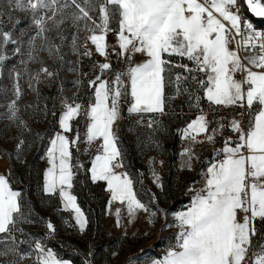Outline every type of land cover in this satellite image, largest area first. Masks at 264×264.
Masks as SVG:
<instances>
[{
  "label": "snow or ice",
  "instance_id": "obj_1",
  "mask_svg": "<svg viewBox=\"0 0 264 264\" xmlns=\"http://www.w3.org/2000/svg\"><path fill=\"white\" fill-rule=\"evenodd\" d=\"M243 3L255 17L264 18V0H243ZM72 6L76 9L70 17L73 25L78 32L85 33L83 40L78 35L73 36V51L78 56L91 57L92 51L87 47L90 42L95 52L107 60L110 45L106 38L113 31L111 24L118 22L115 35L119 51L116 54L130 66L116 73L111 81L102 80L100 76L91 81L94 102H90L86 110L74 100L61 101L64 109L59 117L61 131L51 138L46 150L49 167L43 175V193L58 194L63 209L73 212L75 224L81 232L85 230L88 223L85 213L77 203V196L70 191L76 175L74 168L81 167L73 165L71 149L81 138L78 132L72 139L65 135L72 131L71 122L83 115L88 120L84 142L91 148L100 141L89 169L92 182L106 183L109 206L118 202L126 210L129 223L139 211H149L138 199L130 175L117 171L123 167V154L114 131L122 118L121 102L128 103L130 97L129 114H163L166 101L176 98L166 96L165 89L175 83L176 95L188 93V99H194V106L199 108L200 96L189 93L185 86L192 80L203 89V98L210 105L246 108L248 126L242 127L241 121L235 118L229 121L231 131L238 134L237 140H225L220 150L223 159L207 167L204 186L194 190L185 210L175 213L179 229L175 244L162 260L153 264H249V260L251 264H264V239L253 245V238L258 235L256 222L264 221V31L256 30L242 17L240 0H103L99 4L96 0L82 3L81 0H65L64 3L61 0H7L8 8L30 14L29 27L35 29V35L21 30L17 38L13 31H4L0 19V65L8 59L3 54L4 46L22 43L25 37L33 50L37 38H41L44 41L41 50L46 49L50 56H59L60 46L50 44L46 34L61 28L69 19L65 10ZM93 12H98V17ZM5 14L13 28L20 23L10 12H0V16ZM57 15L61 18L56 19ZM58 35L64 39L59 32ZM233 44L235 47H230ZM112 49L116 51L115 46ZM136 54L146 58L131 64ZM172 56L187 59L192 67L174 64L166 58ZM28 57L36 59L32 50ZM98 67L103 73L112 65L104 62ZM174 67L182 68L188 75L176 73L173 81ZM193 73H203L205 78L199 79ZM238 73L243 74V79H236ZM41 75L52 78L55 74L41 67L31 77L30 88L35 90L32 80L39 83ZM15 77L18 78L19 73H15ZM13 88L18 100L21 88L18 83ZM16 100L8 104L10 120L17 118ZM153 123L151 121L149 127ZM210 123L208 113L201 109L181 130L182 139L190 141V146L181 153L188 157L182 167L191 170L194 157L191 145L202 142L199 136L204 134L208 142H213L215 134L225 127L220 123L208 134ZM152 176L156 186L162 187L160 176L154 170ZM121 211L120 207L115 209L118 227ZM240 213H244L242 219ZM23 219L21 192L13 189L6 175L0 174V234H11ZM47 228L54 231L51 222L47 223ZM250 248L253 249L251 258L248 256ZM35 250L36 264H67L40 243L35 245ZM24 258L20 255V259Z\"/></svg>",
  "mask_w": 264,
  "mask_h": 264
},
{
  "label": "rangeland",
  "instance_id": "obj_2",
  "mask_svg": "<svg viewBox=\"0 0 264 264\" xmlns=\"http://www.w3.org/2000/svg\"><path fill=\"white\" fill-rule=\"evenodd\" d=\"M64 2L61 0V3ZM240 10L255 27L264 28V18L255 17L243 0H240ZM73 11H76L74 6L66 9L65 15L69 19L60 29L46 34L50 44L60 46L59 56H50L46 49L41 50L44 43L41 38H37L34 50L27 37L22 43L4 46L3 54L8 59L0 65V174L6 175L13 189L21 192L24 219L11 234H0V243L3 244L0 260L2 264H27L37 255L35 245L40 243L73 264H152L174 246L179 231L175 213L186 209L194 190L204 186L201 182H205L206 167L217 162L216 156L220 150H199L198 157L194 155L191 160V170L182 167L188 157H180V152H183L180 146L185 140L182 139L181 130L200 114L201 109L207 112L208 101L203 98V89L195 81L189 80L185 86L189 93L200 96L199 108L194 106V99H188V93L176 95L175 83L165 89L166 96L176 98L166 101L163 114H129L127 107L131 102L130 97L128 103L121 102L122 118L114 126V131L119 138L123 167L117 171L130 175L138 199L149 209L139 211L131 223L128 222L126 210L118 202L109 206L110 193L106 191V183H93L90 178L91 160L97 154L100 141H96L91 148L84 142L87 118L81 115L71 122L72 131L65 135L72 139L78 132L81 138L78 145L71 149L73 165L79 164L81 167L74 168L76 175L70 190L77 196V203L88 221L81 232L73 215L63 209L59 195H46L42 191L44 171L49 167L46 150L51 138L61 131L59 117L64 110L61 101L74 100L86 110L89 103L94 102V87L90 82L96 80L97 76L111 81L116 73L124 72L130 65L116 54L119 51L115 35L118 22L111 24L113 31L106 38L110 45L107 60L95 52L90 42L87 47L92 51V56H78L73 51L72 38L78 35L83 40L85 33L78 32L73 25L70 18ZM0 12H10L14 20H20L13 28L7 14L0 16L4 31H13L17 38L21 30L35 35V29L29 27L30 14L8 8L7 0H0ZM92 14L98 17V12ZM60 18L57 15L56 19ZM58 32L63 35V40ZM112 46L116 47L115 52ZM16 48L20 51L16 52ZM30 50L35 60L29 59ZM80 51L83 52V48ZM135 58L141 57H133L131 64ZM166 58L174 64L192 67L187 59L177 56ZM104 62L111 63L112 67L101 73L98 65ZM41 67H47L55 75L52 78L41 75L39 83L32 80L33 90L29 82ZM15 73H19L18 78ZM176 73L188 75L182 68L174 67L171 73L173 81ZM192 75L205 78L203 73ZM236 79L239 78L236 76ZM15 83L21 88L18 100L14 95ZM13 100L17 104V118L10 120L7 118L8 104ZM146 120L154 121L152 127L144 124ZM210 125L208 134H212ZM200 137H204L200 139V146L215 148L218 144L216 135L213 142H208L204 134ZM153 170L160 176L162 187H157L153 182ZM117 207L122 208L119 227L115 217ZM48 222L52 223L54 231L48 230ZM262 222H256V226H261L255 237L257 242L264 239ZM20 255L25 258L20 259Z\"/></svg>",
  "mask_w": 264,
  "mask_h": 264
},
{
  "label": "built area",
  "instance_id": "obj_3",
  "mask_svg": "<svg viewBox=\"0 0 264 264\" xmlns=\"http://www.w3.org/2000/svg\"><path fill=\"white\" fill-rule=\"evenodd\" d=\"M97 4L103 3V0H96ZM235 11V9H233ZM256 30L264 31V28H258L254 27ZM238 39V38H237ZM230 47H235V44L230 45ZM243 55V53H241ZM237 78L243 79V74L238 73L236 74ZM207 113H208V119L211 121V130L214 128H217L218 124L223 123L225 125L224 129L215 134L217 136V142L220 143L222 140H226L227 138H231L233 142L237 140V133H234L231 131L229 127V121L232 118H235L237 120L241 121V125L244 128H247L248 126V115H247V109L246 108H240V107H223V106H212L207 102ZM214 109V110H213ZM243 113V115H241ZM150 121L146 120L144 124L149 125ZM223 159V153L219 151L216 156V160ZM205 182H201L203 185ZM244 213L239 214V218H243ZM253 245H257L256 238H253ZM45 250H48L47 245H43ZM253 255V249L250 248L248 252L249 258H251ZM27 264H36V256L32 259H30V262L28 261ZM249 264H251V260H249Z\"/></svg>",
  "mask_w": 264,
  "mask_h": 264
},
{
  "label": "crops",
  "instance_id": "obj_4",
  "mask_svg": "<svg viewBox=\"0 0 264 264\" xmlns=\"http://www.w3.org/2000/svg\"><path fill=\"white\" fill-rule=\"evenodd\" d=\"M137 56H140L141 58H135L136 60H134V62H133V64H136V63H139V62H142L146 57L144 56V55H142V54H136L134 57H137ZM238 80H240V79H238ZM202 138H204V137H198V140H200V139H202ZM224 143H225V140H222L220 143H218L216 146H215V148H211V147H209L208 145H207V143H206V145H207V147L205 146V147H203V146H200L199 144L200 143H196V144H194V145H191L192 146V149H193V152H194V155L195 156H197L198 157V155L200 154L199 153V150L200 151H202V150H221L222 148H223V146H224ZM188 146H190V141H188V140H183L182 141V143H181V146H180V150H183L185 147H188ZM233 146H234V144H233ZM182 155H181V152H180V157H181ZM210 166V165H209ZM206 171H207V167H206ZM69 212L73 215V217H74V213L73 212H71L70 210H69ZM262 224H263V228H262V231L264 232V221L262 222ZM256 228H257V230L259 229V228H261V226H256ZM255 238V237H254ZM2 246H3V244H1L0 243V254H1V248H2ZM52 251H53V253L57 256V258H59V259H62V260H64V261H67V264H73L72 262H71V260H69V259H64V257L63 256H59V254H56V252L52 249ZM163 258H159V259H157V260H162ZM0 264H2V262H1V260H0ZM4 264V263H3ZM6 264V263H5ZM14 264H17L16 262H14ZM153 264V263H152Z\"/></svg>",
  "mask_w": 264,
  "mask_h": 264
},
{
  "label": "bare ground",
  "instance_id": "obj_5",
  "mask_svg": "<svg viewBox=\"0 0 264 264\" xmlns=\"http://www.w3.org/2000/svg\"><path fill=\"white\" fill-rule=\"evenodd\" d=\"M240 12H241V10H240ZM241 15H242V17L244 18V19H246V20H248L247 18H246V16H244L242 13H241ZM249 21V20H248ZM252 23V22H251ZM254 26V25H253ZM255 27V26H254Z\"/></svg>",
  "mask_w": 264,
  "mask_h": 264
},
{
  "label": "trees",
  "instance_id": "obj_6",
  "mask_svg": "<svg viewBox=\"0 0 264 264\" xmlns=\"http://www.w3.org/2000/svg\"><path fill=\"white\" fill-rule=\"evenodd\" d=\"M37 178L39 179V176Z\"/></svg>",
  "mask_w": 264,
  "mask_h": 264
}]
</instances>
